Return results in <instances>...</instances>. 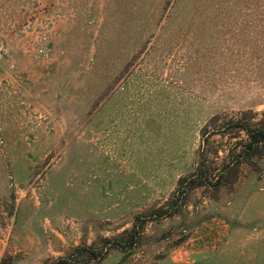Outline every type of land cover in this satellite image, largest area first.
<instances>
[{
  "label": "rangeland",
  "instance_id": "374dc122",
  "mask_svg": "<svg viewBox=\"0 0 264 264\" xmlns=\"http://www.w3.org/2000/svg\"><path fill=\"white\" fill-rule=\"evenodd\" d=\"M240 121L264 0H0V264H264V149L175 204Z\"/></svg>",
  "mask_w": 264,
  "mask_h": 264
},
{
  "label": "trees",
  "instance_id": "16d2710c",
  "mask_svg": "<svg viewBox=\"0 0 264 264\" xmlns=\"http://www.w3.org/2000/svg\"><path fill=\"white\" fill-rule=\"evenodd\" d=\"M228 129H224L226 132ZM237 134L238 135H246V140L237 143L236 146L231 151V160L233 162V166L223 167L219 170L216 175L210 174L208 171L204 169H198L197 172L187 179H183L180 181V185L183 187L182 190H179L178 192V199L175 204L182 203L184 199L186 198V193L192 188H196L197 186H215L214 183H221L223 180L227 179L229 175L233 174L232 167H239V164L243 163V161H248L250 158H254L257 153L264 149V126L258 125V124H248V125H242V122L240 121L237 125ZM237 173V172H236ZM214 176V177H213ZM177 209H175L176 212ZM83 252H88L92 256L95 257V259H99L103 255L101 253H98L96 250H94L92 247H85V248H78L77 253L72 255L70 259H58L55 261L54 264H60L68 260H73L79 263L82 259Z\"/></svg>",
  "mask_w": 264,
  "mask_h": 264
}]
</instances>
